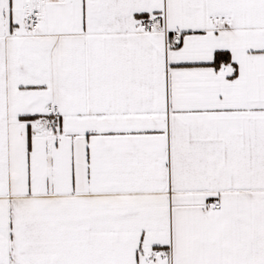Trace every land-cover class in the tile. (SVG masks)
<instances>
[{
  "label": "snow or ice",
  "instance_id": "1",
  "mask_svg": "<svg viewBox=\"0 0 264 264\" xmlns=\"http://www.w3.org/2000/svg\"><path fill=\"white\" fill-rule=\"evenodd\" d=\"M0 264H264V0H0Z\"/></svg>",
  "mask_w": 264,
  "mask_h": 264
}]
</instances>
